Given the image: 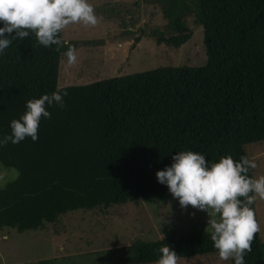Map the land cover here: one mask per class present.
I'll return each mask as SVG.
<instances>
[{
	"label": "trees",
	"instance_id": "obj_1",
	"mask_svg": "<svg viewBox=\"0 0 264 264\" xmlns=\"http://www.w3.org/2000/svg\"><path fill=\"white\" fill-rule=\"evenodd\" d=\"M154 1L165 29L141 36L180 47L193 34L190 17L202 27L203 65L159 66L59 87L66 47L57 52L30 36L0 54V139L10 134V121L25 111L26 100L56 90L68 93L62 109L48 108L51 118L41 119L35 142L0 145V169L16 171L0 187V228L36 230L66 213L106 214L111 207L164 196L167 186L155 173L169 166L176 152H197L210 162L224 155L238 161L249 158L247 144L264 140V0ZM206 223L207 217L204 226L197 223L190 231L165 224L164 240L161 235L137 240L135 256L124 262L152 264L163 244L181 256L180 264L204 255L222 262L204 233ZM261 239L258 232L245 264H264ZM93 248L83 252H100ZM67 249L70 257L72 248Z\"/></svg>",
	"mask_w": 264,
	"mask_h": 264
},
{
	"label": "rangeland",
	"instance_id": "obj_2",
	"mask_svg": "<svg viewBox=\"0 0 264 264\" xmlns=\"http://www.w3.org/2000/svg\"><path fill=\"white\" fill-rule=\"evenodd\" d=\"M88 3L93 6L98 23H72L61 30L63 39L77 43V60L69 67L61 56L59 87L86 84L159 66H199L205 63L202 27L195 25L190 17L187 24L193 29L191 38L180 47H174L156 44L154 37L141 36L142 31L149 33L153 29H165V20H160L154 0H88ZM137 36L141 38L134 44ZM245 148L249 159L257 165L253 177L264 175V140L247 144ZM0 173L4 176L0 187L7 179L16 176L14 169H0ZM254 204L258 207L262 241L264 199L257 197ZM127 205L111 207L106 214L97 210L66 213L57 223H45L36 230L18 232L4 226L0 228V264L10 260L11 264H41L40 260L47 258H54L50 264H127L124 261L136 254L138 244H132L137 240L138 243L144 242L143 239L157 240L166 230L165 224L177 223L182 231H190L198 224L204 226L207 217L205 212L192 206L181 208L178 199L170 193ZM129 237L132 239L125 240ZM113 246L121 248L116 250ZM67 247L72 248L70 257H67L70 254ZM92 247L100 252H83ZM185 262L222 264L215 255Z\"/></svg>",
	"mask_w": 264,
	"mask_h": 264
},
{
	"label": "clouds",
	"instance_id": "obj_3",
	"mask_svg": "<svg viewBox=\"0 0 264 264\" xmlns=\"http://www.w3.org/2000/svg\"><path fill=\"white\" fill-rule=\"evenodd\" d=\"M0 22V54L13 41L34 36L38 45L55 46L57 52L66 47L63 57L70 67L77 60L76 49L59 33L72 23L96 25L98 17L88 0H0ZM67 95V91L56 90L26 100L25 111L10 121V134L0 139V145L18 144L26 138L35 142L41 119L51 118L48 108L62 109ZM172 161L155 173L157 181L167 186L181 208L192 206L207 214L204 233H208L222 262L245 264L244 257L260 231L254 202L257 197L264 199V175H249L256 163L247 156L234 161L231 155L210 162L189 150L176 152ZM3 179L0 173V181ZM156 251L158 258L152 264H180L181 256L170 246L163 244Z\"/></svg>",
	"mask_w": 264,
	"mask_h": 264
},
{
	"label": "crops",
	"instance_id": "obj_4",
	"mask_svg": "<svg viewBox=\"0 0 264 264\" xmlns=\"http://www.w3.org/2000/svg\"><path fill=\"white\" fill-rule=\"evenodd\" d=\"M255 205V209H256V213H258V207H257V204H254ZM6 264H11L12 263V260H10L9 262H5Z\"/></svg>",
	"mask_w": 264,
	"mask_h": 264
}]
</instances>
